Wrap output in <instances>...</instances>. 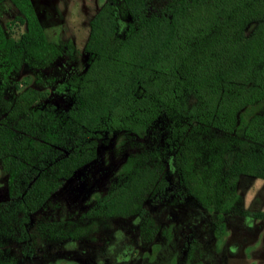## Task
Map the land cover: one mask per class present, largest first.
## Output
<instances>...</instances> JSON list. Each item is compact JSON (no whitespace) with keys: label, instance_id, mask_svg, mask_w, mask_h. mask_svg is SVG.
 <instances>
[{"label":"trees","instance_id":"obj_1","mask_svg":"<svg viewBox=\"0 0 264 264\" xmlns=\"http://www.w3.org/2000/svg\"><path fill=\"white\" fill-rule=\"evenodd\" d=\"M4 2L14 7L23 30L8 37L0 25V66L7 74L22 64L50 65L60 49L46 40L31 1ZM83 50L85 69L62 85L72 96L64 111L41 106L45 95L32 87L14 85L11 97H4L0 82V169L7 189L0 202V264H14L3 239L27 240L29 215L94 158L104 130L144 138L157 128L183 188L177 194L217 211L213 230L220 236V212L229 210L236 178L264 179V110L242 114L264 97V0L105 2L88 21ZM155 155L127 159L83 216L135 212L141 238L151 240L159 228L141 202L166 187ZM80 233L73 229L65 236Z\"/></svg>","mask_w":264,"mask_h":264},{"label":"rangeland","instance_id":"obj_2","mask_svg":"<svg viewBox=\"0 0 264 264\" xmlns=\"http://www.w3.org/2000/svg\"><path fill=\"white\" fill-rule=\"evenodd\" d=\"M30 1L46 40L58 45L60 55L41 69L22 64L6 74L0 66L4 97H11L14 85L18 89L32 87L45 95L41 106L50 104L57 111H64L71 105L72 96L62 85L87 65L88 54L83 45L88 21L103 3L115 4L119 0ZM16 13L8 2L0 5V25L8 37L17 38L23 30V25L14 20ZM124 23L121 20L120 26ZM256 110H264V97L255 108L242 114L247 116ZM154 128L144 138L124 131H102L96 139L94 158L29 215L26 241L3 239L4 254L14 264H264V215L243 214H264V179L245 175L236 178L235 197L228 203L229 210L220 212L222 234L217 236L213 222L218 212L200 208L191 197L177 194L183 188L172 168L171 155L163 149L162 135H157ZM148 151H156L152 161L159 165L166 181L164 192L152 191L141 202L151 222L159 228L152 239L141 238L135 212L126 216L84 217L83 213L120 174L127 159ZM6 200V174L0 169V202ZM49 222L54 225L40 231L39 225ZM73 229H79L80 235L66 237L65 232Z\"/></svg>","mask_w":264,"mask_h":264}]
</instances>
